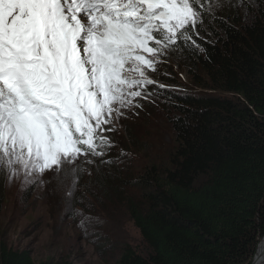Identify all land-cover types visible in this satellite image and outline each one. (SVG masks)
I'll list each match as a JSON object with an SVG mask.
<instances>
[{
  "label": "trees",
  "instance_id": "obj_1",
  "mask_svg": "<svg viewBox=\"0 0 264 264\" xmlns=\"http://www.w3.org/2000/svg\"><path fill=\"white\" fill-rule=\"evenodd\" d=\"M205 9L198 47L181 41L165 56L190 81L165 97L175 147L127 198L149 254L127 249L121 264H251L264 237V0H205ZM115 169L104 172L118 188ZM0 264L35 262L0 236Z\"/></svg>",
  "mask_w": 264,
  "mask_h": 264
},
{
  "label": "snow or ice",
  "instance_id": "obj_2",
  "mask_svg": "<svg viewBox=\"0 0 264 264\" xmlns=\"http://www.w3.org/2000/svg\"><path fill=\"white\" fill-rule=\"evenodd\" d=\"M205 0H0V172L102 158L162 57L195 47ZM92 163L91 159L87 160Z\"/></svg>",
  "mask_w": 264,
  "mask_h": 264
},
{
  "label": "rangeland",
  "instance_id": "obj_3",
  "mask_svg": "<svg viewBox=\"0 0 264 264\" xmlns=\"http://www.w3.org/2000/svg\"><path fill=\"white\" fill-rule=\"evenodd\" d=\"M161 59L157 71L148 75L162 81L163 94L150 86L146 99L133 101L140 107L124 111L114 123L115 131L108 134L112 147L102 158H80L66 178L64 172L43 177L0 172V182L3 177L5 181L0 236L9 248L29 251L35 264H121L127 249L139 256L149 254L127 211V198L140 196L136 180L151 165L162 166L174 149L165 97L190 86L186 71L165 56ZM111 167L118 170V188L105 175Z\"/></svg>",
  "mask_w": 264,
  "mask_h": 264
},
{
  "label": "bare ground",
  "instance_id": "obj_4",
  "mask_svg": "<svg viewBox=\"0 0 264 264\" xmlns=\"http://www.w3.org/2000/svg\"><path fill=\"white\" fill-rule=\"evenodd\" d=\"M254 264H264V240L260 244L257 259Z\"/></svg>",
  "mask_w": 264,
  "mask_h": 264
},
{
  "label": "water",
  "instance_id": "obj_5",
  "mask_svg": "<svg viewBox=\"0 0 264 264\" xmlns=\"http://www.w3.org/2000/svg\"><path fill=\"white\" fill-rule=\"evenodd\" d=\"M262 240H264V237H263V239H262ZM255 261H256V260H255ZM254 263H255V262H254ZM254 263H253V264H254Z\"/></svg>",
  "mask_w": 264,
  "mask_h": 264
}]
</instances>
